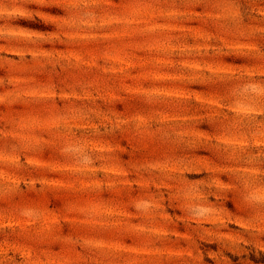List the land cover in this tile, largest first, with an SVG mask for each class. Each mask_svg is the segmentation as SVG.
Returning <instances> with one entry per match:
<instances>
[{"label": "clouds", "instance_id": "obj_1", "mask_svg": "<svg viewBox=\"0 0 264 264\" xmlns=\"http://www.w3.org/2000/svg\"><path fill=\"white\" fill-rule=\"evenodd\" d=\"M0 264H264V0H0Z\"/></svg>", "mask_w": 264, "mask_h": 264}]
</instances>
